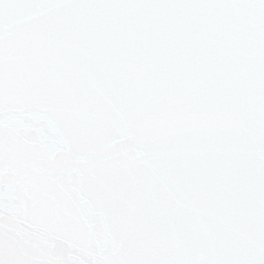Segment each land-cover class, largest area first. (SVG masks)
<instances>
[{
	"label": "snow or ice",
	"instance_id": "snow-or-ice-1",
	"mask_svg": "<svg viewBox=\"0 0 264 264\" xmlns=\"http://www.w3.org/2000/svg\"><path fill=\"white\" fill-rule=\"evenodd\" d=\"M0 264H264V0H0Z\"/></svg>",
	"mask_w": 264,
	"mask_h": 264
}]
</instances>
